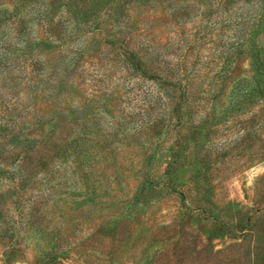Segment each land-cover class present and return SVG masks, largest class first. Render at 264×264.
<instances>
[{
	"label": "trees",
	"instance_id": "16d2710c",
	"mask_svg": "<svg viewBox=\"0 0 264 264\" xmlns=\"http://www.w3.org/2000/svg\"><path fill=\"white\" fill-rule=\"evenodd\" d=\"M154 3L163 4L175 23L190 20L191 10L202 7L203 27L213 23L218 29L220 69H206L202 77L191 63L180 71L177 60L159 57L165 44L144 42V53L125 48L137 22L129 20L128 8L147 4L151 9ZM103 23L119 28L125 44L122 61L136 63L138 79L158 78L164 90L181 80L183 101L168 110L161 94L143 90L138 95L147 109L134 116L114 108L103 134V90L86 97L76 94L82 93L78 70L85 56L93 50V57L103 59V42L95 36L103 39ZM33 27H40V34L33 36ZM173 36L179 37L176 42L181 38L177 32ZM242 55L249 58L250 75L229 70L233 57ZM195 80L205 97L191 101L188 83ZM227 83L226 103L217 112L215 103ZM254 96L264 98V0H17L11 12L0 10V236L30 232L58 246L66 233L89 225L97 214L102 217L103 208L115 202L116 207L122 195L116 186L122 185L125 171L137 167L142 179L124 206L127 216L139 210L135 205L145 195L160 193L162 184L167 188L166 180L174 183L172 190L184 185L185 180H177L178 167H186L187 173L190 168L199 181L206 178L215 160L211 152L220 149L210 148V134L219 126L235 120L243 132L238 144L249 147L245 144L255 132V114L240 116L251 112L258 102ZM200 100L207 109L194 122L193 108ZM182 115L187 120L181 123ZM262 126L259 122L258 129ZM174 127L194 146L168 148L174 152L163 154L159 138ZM103 139L110 147L103 148ZM117 143L135 148H118ZM166 157L164 172L154 176L155 163ZM103 163L108 164L105 169ZM48 258L55 260V255Z\"/></svg>",
	"mask_w": 264,
	"mask_h": 264
},
{
	"label": "rangeland",
	"instance_id": "374dc122",
	"mask_svg": "<svg viewBox=\"0 0 264 264\" xmlns=\"http://www.w3.org/2000/svg\"><path fill=\"white\" fill-rule=\"evenodd\" d=\"M16 2L0 0V10L11 12ZM149 7L146 4L128 8L129 20L137 22L126 47L119 37V28L116 30L103 23V39L102 34H95L103 42V59L93 57L95 52L91 50L80 64L78 87L82 88V93H76L77 97L103 90V134L110 128L109 114H113L114 108H118V113L134 116L147 109V101L140 100L138 95L143 90L161 94L168 110L169 106L183 101L180 99L181 80L175 87L164 90L158 78L138 79L133 71L136 63L122 61L124 47L144 53V42L165 44L159 57L170 63L177 60L180 71L190 69L191 63L202 77L206 69H211L210 73L220 69L218 29L212 27L213 23L203 27L205 22L201 18L206 19L202 7L198 11L193 8L190 20L181 23L170 20L171 14L164 11L163 4L154 3L151 9ZM33 31L36 36L41 28L33 27ZM174 32L181 36L178 42L179 37L173 36ZM230 69L241 76L250 75L249 58L233 57ZM199 83V80L188 83L191 101L195 96L205 97L199 91ZM229 88L227 83L224 91H220V100L215 103L217 112L225 105ZM253 100L258 102L253 104L251 112L240 116L247 119L255 114L252 116L255 132L245 144L249 147L243 148V142L238 144L243 132L235 120L219 126L210 134L213 139L210 148L220 149L211 152V159L215 160L211 161L206 178L199 181L192 178L190 168L187 173L186 167H178L177 180H185L184 185L178 184L172 190L174 183L166 180L167 188L162 184L160 193L145 195L135 205L139 210L127 216L124 206L132 201L142 171L136 173L138 167L125 171V180L116 186L122 194L116 207L115 202L107 209L109 201L103 202L106 208H103L102 217L97 214L89 225L78 228L75 233H66V240H58V246L30 232L14 237L0 236V264H264V98ZM204 104L205 101L200 100L199 106L193 108L196 111L191 116L194 122L205 115ZM174 116L175 113L172 118ZM186 120L182 115L180 122ZM259 122L263 125L261 130ZM177 130L174 127L161 134L163 154L167 150L172 154L171 148L191 149L194 146L193 141H186ZM199 139L204 141L205 136L200 135ZM103 144V148L110 147L104 139ZM117 144L118 148H135ZM168 162L167 157L159 159L152 170L154 176L159 177ZM106 166L108 164L103 163V169ZM10 216L14 221L18 219V216ZM52 255L55 260L48 258Z\"/></svg>",
	"mask_w": 264,
	"mask_h": 264
}]
</instances>
